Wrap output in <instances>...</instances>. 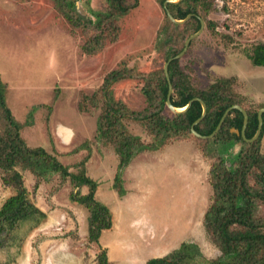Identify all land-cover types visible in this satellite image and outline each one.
I'll use <instances>...</instances> for the list:
<instances>
[{"label": "rangeland", "instance_id": "1", "mask_svg": "<svg viewBox=\"0 0 264 264\" xmlns=\"http://www.w3.org/2000/svg\"><path fill=\"white\" fill-rule=\"evenodd\" d=\"M162 1L137 0L112 31L103 33L100 49L88 53L98 33L96 13L104 10L105 0H0V81L20 137L52 155L68 173L83 170L111 217V227L93 244L84 211L69 201V193L79 191L69 178L52 174L34 190V177L23 173L30 198L44 216L38 225L23 222L7 230L0 264H96L99 249L110 264H145L181 245H192L193 255H202L190 264H209L219 256L203 229L211 199L208 171L219 160L216 153L204 160L188 139L135 155L120 166L96 132L100 89L110 72H126L123 80L107 86L111 97L132 111L146 108L147 75L170 59L164 60L169 47L154 48L166 22ZM133 2L125 0L128 6ZM210 4L206 21L213 28L204 26L192 40L180 58L181 69L197 91L215 79L233 77L243 106L264 108V68L246 56L264 44V0ZM82 98L87 110L79 109ZM125 126L143 143L151 139L138 122L125 121ZM260 152L264 156V136ZM227 158L232 160L230 154ZM12 193L0 180V207Z\"/></svg>", "mask_w": 264, "mask_h": 264}, {"label": "trees", "instance_id": "2", "mask_svg": "<svg viewBox=\"0 0 264 264\" xmlns=\"http://www.w3.org/2000/svg\"><path fill=\"white\" fill-rule=\"evenodd\" d=\"M136 1L128 6L125 0H105L104 10L96 13V27L99 31L86 52H94V47L100 49L103 33L112 31L116 27L117 18L129 11ZM210 8V0H182L177 5H167L176 20H182L189 14L195 16L179 25L172 23L165 15L163 33H160L154 45L158 51L170 48L165 61L177 55L183 49L184 41L198 31L200 25L197 17L204 21L207 29L213 28L212 22L206 21ZM101 23L104 24L101 26ZM169 29L171 31L168 33ZM246 56L254 66L264 68V44L256 45L251 54ZM179 62L180 59L173 60L168 65L173 89L170 101L176 108L185 107L193 98H199L205 103L206 115L194 126V130L201 136L210 135L224 111L238 105L247 112L245 137L251 139L257 129V112L263 106L257 109L245 108L242 99L233 91L236 83L233 77L215 79L206 88L195 90ZM124 75V71L110 72L100 89L101 106L96 119L98 140L104 145H110L120 166L127 164L135 155L158 152L173 142L188 139L198 145L197 152L201 153L203 159L216 153L219 160L208 171L211 199L203 217V229L207 240L220 254L209 260V264H264V156L260 152V141L264 136V114L261 133L253 143H246L240 136L230 132L231 128L240 131L242 127L243 118L237 110L227 115L220 131L211 139H198L191 134L190 128L201 115L200 104L193 102L183 114L171 113L165 105L167 83L162 69L147 75L148 82L143 89L147 106L143 111H132L111 97L107 86L117 78L119 80L116 81L123 80ZM4 91L5 87L0 81V180L13 193L0 207V248L3 247L2 239L7 230L23 222L38 225L44 216L30 198L24 185L23 173L34 177V190L40 180H47L52 174H58L62 180L69 178L71 186L79 189L69 193V201L82 208L88 241L98 244L104 230L111 227V217L109 209L94 197L95 184L84 175L83 170L79 174H70L52 155L41 148H31L25 144L20 137L19 126L5 105ZM94 95L88 99L89 102H93ZM82 99L79 109L87 110L85 98ZM93 107L98 109L97 102ZM125 121L138 122L149 133V142L143 143L139 136L129 134ZM228 154L232 160L227 158ZM119 185L117 183L114 187L119 189ZM192 248L195 247L181 245L162 259L148 260L145 264H190L193 259L202 257L200 251L198 255H193ZM96 264H110L105 251L99 249Z\"/></svg>", "mask_w": 264, "mask_h": 264}, {"label": "water", "instance_id": "3", "mask_svg": "<svg viewBox=\"0 0 264 264\" xmlns=\"http://www.w3.org/2000/svg\"><path fill=\"white\" fill-rule=\"evenodd\" d=\"M179 2H181V0H164L163 2V8L165 10V14L166 16L168 17V19L174 23V24H179V25H182L184 24L185 22H187L191 17H193L194 15L193 14H189L187 15L184 19L182 20H176L172 17V15L170 14V12L168 11L167 9V5L168 4H172V5H177ZM198 20H199V29L197 32L193 33L192 35H190L185 41H184V46H183V49L177 54L175 55L173 58H170L168 59L164 65H163V75H164V78L166 80V83H167V93H166V98H165V105L167 107V109L173 113V114H183L185 113L191 106V104L193 102H198L201 106V115L200 117L191 125V128H190V132L191 134L198 138V139H202V140H205V139H211L215 134H217L220 129H221V126L225 120V118L227 117V115L232 111V110H237L238 112L241 113L242 115V118H243V122H242V127H241V130L238 131L237 129H234V128H231L230 129V132L235 134L236 136H240L242 138V140L246 143H253L255 142L260 133H261V129H262V123H263V120H262V115L264 114V108H261L258 112H257V129H256V132L254 134V136L251 138V139H246L245 137V129H246V126H247V123H248V115H247V112L240 106L238 105H234V106H231L229 108H227L223 115L221 116L216 128L214 129V131L208 135V136H201L200 134H198L195 130H194V126H196L197 124L200 123V121L205 117L206 115V105L205 103L199 99V98H193L191 99L185 107L183 108H176L174 106H172L171 104V101H170V98H171V95L173 93V89H172V85H171V82H170V79H169V75H168V65L170 64L171 61L173 60H178L180 59L181 57H183V55L186 53L188 47H189V44L190 42L198 37L203 29H204V22L201 18L198 17Z\"/></svg>", "mask_w": 264, "mask_h": 264}, {"label": "flooded vegetation", "instance_id": "4", "mask_svg": "<svg viewBox=\"0 0 264 264\" xmlns=\"http://www.w3.org/2000/svg\"><path fill=\"white\" fill-rule=\"evenodd\" d=\"M182 1V0H181ZM195 16V15H194ZM192 18V17H191ZM198 18V17H197Z\"/></svg>", "mask_w": 264, "mask_h": 264}]
</instances>
